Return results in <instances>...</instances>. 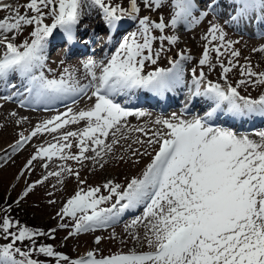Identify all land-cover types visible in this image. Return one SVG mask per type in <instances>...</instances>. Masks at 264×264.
<instances>
[{
    "label": "snow or ice",
    "instance_id": "6c2138e0",
    "mask_svg": "<svg viewBox=\"0 0 264 264\" xmlns=\"http://www.w3.org/2000/svg\"><path fill=\"white\" fill-rule=\"evenodd\" d=\"M205 10L199 15L197 0H171V16L167 22L163 16L159 21L148 15L138 17L137 0H129L127 8L109 0H27L20 6L0 3V11L8 15L0 18V85L15 88L9 83L12 74H18L24 82V92L37 102L71 98L86 94L91 89L95 102L87 109L60 113L35 126L28 134L10 146L14 151L38 134L55 133L65 125L84 121L79 131H64L55 143L39 145L29 159L28 167L38 158L52 160L89 159L91 150L96 157L111 152L115 130H119L124 119L130 115H144L137 110L133 113L116 102L114 97L128 95L134 90H146L157 96L173 91L184 83L181 60H191L190 55L180 53L181 60H170V68H155L145 72L146 65H155L162 52L163 42L169 45L177 42L174 34L165 35L167 28L192 27L204 20L209 12L220 15L217 9L221 0H200ZM236 5L235 15L229 13L226 24L239 27L240 21L253 12L257 20L264 21V0H227ZM145 8L158 10L165 0H143ZM98 9L109 30H117L124 19L138 21V28L124 35L115 51L106 61L88 58L82 62L88 82L81 84L76 79L75 69L65 68L59 77L48 78L43 69L47 50L58 31L68 45L79 42L78 28L85 9ZM30 13V14H29ZM46 22V21H49ZM31 27L29 38L17 43L25 27ZM159 30L160 35L153 34ZM264 34V33H262ZM204 45L199 65L214 66L211 53L216 54V63L221 68L220 76L224 85L207 80L205 72L193 69L189 84L190 98L200 97L211 103L203 116L195 115L184 119L172 113L170 118H158V127L145 141L136 143L153 149L151 160L139 176L133 177L125 187L109 180L103 188L108 195H97L99 187L80 189L64 204L58 215L74 220L75 233L88 232L116 222L128 209L144 205L145 242L147 251H129L96 258L92 251L86 257L71 259L54 251L51 245H39L27 250L17 246L18 242L31 241L45 235L39 229L21 226L8 215L0 217V234L8 243L0 244V264H40L32 259L33 252L55 257L56 264H264V130L256 131L252 138L230 128L213 126L211 121L218 112L229 114L235 119L264 117V94L258 98L241 95L238 88L243 85H264V71H255L245 58L240 64L241 53L233 47L234 42L226 38L219 23H209L202 37ZM161 41L158 49L153 41ZM87 42L85 41V44ZM253 52L264 54V44L253 48ZM227 56V64L221 57ZM239 66L240 79L236 86L228 82V74ZM19 92L4 97L11 100ZM24 100L20 103L24 104ZM187 104L184 110H187ZM19 123V121H17ZM112 131L113 143H106ZM136 131L144 132L143 128ZM71 138H76L75 147L79 153L65 151L73 147ZM144 155H150L145 150ZM133 155H139L133 152ZM44 167H48L45 163ZM65 172L76 175L65 164L58 171L48 172L42 180L29 184L26 195L35 184L47 180L48 176L61 177ZM80 183H84L80 181ZM109 207H100L113 200ZM53 203V201H49ZM91 210V214H89ZM140 218L133 221L135 224ZM67 225L61 224L60 227ZM15 228V230H13ZM54 232V230H50ZM74 233H69L73 235ZM135 238V237H134ZM97 237V242H99Z\"/></svg>",
    "mask_w": 264,
    "mask_h": 264
},
{
    "label": "rangeland",
    "instance_id": "374dc122",
    "mask_svg": "<svg viewBox=\"0 0 264 264\" xmlns=\"http://www.w3.org/2000/svg\"><path fill=\"white\" fill-rule=\"evenodd\" d=\"M8 1L0 0V3H8ZM11 1H9V4L20 6V12H24L23 5L27 0ZM109 2L120 4L125 8L129 5V0H109ZM137 2L140 8V12L136 14L138 17L149 14L158 17L163 16L166 22L170 19L172 12L171 0H165L164 6L158 10L145 8L143 0H137ZM95 11H97L101 19L102 15L99 13V10L95 9ZM6 12L0 11V16L5 15ZM85 14L88 13L85 11ZM90 15L89 13L88 16ZM209 16L210 18L206 17L200 23L194 25V27L186 28L180 25L177 29L167 28L164 34H174L178 37V40L173 45H169L167 41H164L165 51L161 53L155 65L151 63L146 65L145 72L154 70L157 67L170 68L172 66L170 60H181L178 54L183 53L192 57L191 60H181L184 81L190 83L193 76L192 70L196 69V74L198 75L202 68L207 80L224 85L225 81L220 76L221 68L216 63L215 52L211 53V62L214 66L211 70L207 64L204 66L199 65V59L202 55L204 45L208 43L202 37L207 32L209 23H216L213 21L212 16ZM81 21L83 23L80 22L79 27L83 30L86 24L83 21V16ZM123 21L125 26L120 28L121 30L117 35L113 36V43L109 45L106 51L107 53L102 56L100 54L94 57L91 54L92 46H90L89 41H87L88 48L80 53L72 54L64 52L66 51V45L61 46L58 44L61 48H55L56 50L53 49V51L51 49L47 52L46 66L43 69L45 75L48 78H58L59 74L65 68H70L75 69L76 79L79 83H87L89 77L86 75L82 62L90 57L97 61H106L111 53L115 51V47L118 46L121 38L138 28V21L131 19H124ZM46 22L50 23V20ZM105 26L107 27V25ZM221 26L224 28L226 38L232 40L234 42L233 47L241 53L237 58L239 63L244 64L245 58L247 57L255 71H264V54L252 51L253 48H258L264 44V35H260V37L242 35L233 29L230 30L223 25ZM30 31L31 27L26 26L23 32L19 34L16 42L20 43L24 39H28ZM105 31L109 32L110 30L107 27ZM153 34L159 36L160 32L159 30H154ZM102 37H105V35ZM84 43L82 42V44ZM58 45L56 46L58 47ZM160 46L161 41H153L154 50L160 48ZM172 55L175 56L173 57ZM221 59L227 64V56L221 57ZM240 78L239 66L228 74V82L232 83L233 86H236V81ZM11 81L13 79H10L9 83ZM1 88H3L2 85H0ZM238 91L241 95L258 98L259 95L264 94V85L249 83L240 86ZM23 92L24 86H22L20 95H17L14 100L4 99L7 95H12V93L7 92L6 95L0 93V217L8 215L14 224L18 222L21 226L39 229L45 235H39L38 237L40 238L35 240L34 245L31 241H23L21 247L27 250L28 248L38 247L42 244L51 245L54 251L66 255L69 257V260L86 257L88 251H92L96 258L116 253H128L129 251H147L148 245L145 242L146 229L142 215L144 205H140L135 209H129L127 213L125 211L116 222L105 227L80 233H75L74 231L73 218L64 217L61 219L58 213L67 200L80 189L87 191L89 187H99L100 192L97 195H108L107 189L103 188V185L107 181L111 180L114 183H118L123 188L133 177L139 176L147 163L150 162L151 155L154 152L152 148L136 143V141H145L149 138L150 134L158 127L154 123L158 118H170L172 113H176L177 116L181 114L173 110L159 115L155 109L148 110L146 108H140L138 110L143 112L144 115L136 116L133 114L126 117L119 130H115V139L118 142L113 144L111 152H106L101 157H96L95 152L89 150L86 155L90 158L79 161L71 159L64 161L58 157H53L52 160L38 158L31 165L25 167L39 145L46 146L48 143H55L64 131H79L86 125V122L81 121L75 124L65 125L63 129L55 133L44 132L38 134L24 143L23 147L14 151L10 146L19 140L20 133L28 135L37 124L49 120L60 113H66L69 108L74 113L82 109H87L95 102V97H92L90 92V95L84 94L83 100L74 101L70 107L67 106L69 105L67 103L70 102L64 98L58 99L60 102L64 100L59 106L56 104V106H51V108L39 109L30 106L26 107L19 103L21 100L29 101L26 100V97L23 98L21 96ZM120 100L115 99L118 103H120ZM120 104L122 105V103ZM131 111L133 112V110ZM190 115H186V119H191ZM139 128H143L144 132L136 131ZM237 133L246 134L241 131H237ZM102 138L105 139L106 143L112 144V131H110L108 137ZM252 138L257 139L255 136H252ZM71 141L73 147L65 151L76 155L79 153V149L75 147L77 142L76 138H71ZM145 150L150 155H144ZM133 152H137L139 155L134 156ZM45 163L48 164L47 168L43 166ZM65 164L73 173H79V179H77L76 175H70L67 172L59 178L48 176L47 180H43L40 184H35L32 190L24 195L25 189L29 184H33L37 180H42L44 176L48 175V172L58 171L60 166ZM80 181L84 183H80ZM49 201H53V203H49ZM114 202L115 198L113 197V200L103 203L100 207H109ZM89 214H91V210H89ZM137 218L140 219L133 224V221L137 220ZM61 224L67 226L60 227ZM50 230H54V232H50ZM70 232L74 234L69 235ZM97 237L100 238L99 242H97ZM8 242V239L3 238L2 234H0V243L5 244ZM31 258L39 261L40 264H56L55 257H48L39 252H33ZM60 264H65V262L61 261Z\"/></svg>",
    "mask_w": 264,
    "mask_h": 264
},
{
    "label": "bare ground",
    "instance_id": "6f19581e",
    "mask_svg": "<svg viewBox=\"0 0 264 264\" xmlns=\"http://www.w3.org/2000/svg\"><path fill=\"white\" fill-rule=\"evenodd\" d=\"M11 1V0H9ZM8 1V3H10ZM12 2V1H11ZM223 3V0H221V4ZM199 4L201 5H204L203 3L200 2L199 0ZM227 5V4H226ZM85 11L89 14H91L90 16H88V14H85L83 15V21L84 23H86L84 25V28L83 30L80 29V27L78 28V35L82 37V39L73 44V45H68L64 40H63V35L59 32H56L55 35L50 39V44H49V48L47 50V52H49L51 49L53 51V49H58V48H61L62 45H66V51L64 52H67V54H72V53H80L81 51H84L88 45V42H90V46H92V55L94 57L100 55L101 53V50H102V47L105 46V42H101V38L102 36H104L105 34H107L108 32L105 31L106 30V26L104 25L103 23V19L99 18L98 16V13L97 11H95V9H92L90 12L87 10V8L85 9ZM194 14V13H193ZM8 15V12H6L5 15H2L0 16V18L4 17ZM82 22V21H81ZM244 22V20H243ZM246 22V25H247V21ZM83 23V22H82ZM80 25V24H79ZM125 26V23L124 21H122L118 27L117 30H115V35H117L119 32H120V28ZM112 31V30H110ZM87 42L86 44H82V42ZM62 42V44H60ZM61 46H59V45ZM58 45V47L56 46ZM55 49V50H56ZM0 51H2V48H0ZM51 51V52H52ZM49 54V53H48ZM11 78V76L9 77ZM15 85L16 87L15 88H11L12 90L14 89H17L20 93V91H22V85H23V80L21 77L17 78L16 82H15ZM137 91L138 90H134L133 92L129 93L128 95H118L114 98L116 99H124L126 101H129L130 97H136L137 96ZM148 94L150 92L146 91L145 92H142L141 94ZM189 83H187L186 81L181 84V85H178L173 91H170V92H166V99H164V102L162 101H157V100H154L152 102H143L142 105L144 106H147V107H150V108H160V107H164V106H175V108H179L178 106V103L177 101L179 102L181 99H183V101L181 103L183 104H186V102L189 103V106L187 107V112L190 111L191 109V105L192 104H197L198 106L200 107H203L204 104H206L207 102L203 99V98H200V97H196V98H190L189 99ZM144 95V94H143ZM9 96V95H7ZM27 99L28 96H27ZM30 99H33V98H30ZM180 111V110H179ZM185 111V110H184ZM197 113V112H196ZM200 113H197V115H199ZM179 117L181 118H184L186 119V115L184 114H181V115H178ZM215 121H218V123L216 122V124H222L224 126H230L232 127L233 129H235V132L237 130H240V131H243L244 128H245V123L244 122H240V123H236V122H231V121H228V120H223L221 119L219 116H218V113L216 114V117L213 121V119L211 121H209V123H213ZM257 125H260L261 127L259 128H254V129H251V130H245V131H248L246 132V134L248 135H251V134H254L256 131H260V130H264V118L263 119H260V122L257 124ZM254 136V135H252ZM139 207V206H138ZM129 210V209H128ZM128 210H126V213L128 212Z\"/></svg>",
    "mask_w": 264,
    "mask_h": 264
},
{
    "label": "water",
    "instance_id": "95a60500",
    "mask_svg": "<svg viewBox=\"0 0 264 264\" xmlns=\"http://www.w3.org/2000/svg\"><path fill=\"white\" fill-rule=\"evenodd\" d=\"M150 18H152L153 20H156L157 22L159 21V17L158 16H153V15H149L147 14Z\"/></svg>",
    "mask_w": 264,
    "mask_h": 264
},
{
    "label": "trees",
    "instance_id": "16d2710c",
    "mask_svg": "<svg viewBox=\"0 0 264 264\" xmlns=\"http://www.w3.org/2000/svg\"><path fill=\"white\" fill-rule=\"evenodd\" d=\"M38 236H39V235H38ZM38 236L35 237V240H37V239L40 238V237H38ZM40 236H41V235H40ZM46 236H47V235H46ZM46 236H45V237H46ZM22 243H23V242H18L17 246L21 247ZM0 244H1V243H0Z\"/></svg>",
    "mask_w": 264,
    "mask_h": 264
}]
</instances>
